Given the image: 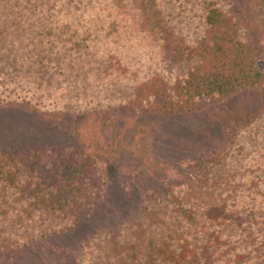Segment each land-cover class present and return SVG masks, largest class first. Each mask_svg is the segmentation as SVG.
<instances>
[{
  "label": "rangeland",
  "instance_id": "rangeland-1",
  "mask_svg": "<svg viewBox=\"0 0 264 264\" xmlns=\"http://www.w3.org/2000/svg\"><path fill=\"white\" fill-rule=\"evenodd\" d=\"M23 1L0 0V64L27 82L1 37L34 36L41 5L56 64L0 106V147L101 151L123 228L98 235L130 233L93 264H264V0ZM87 242L0 264H82Z\"/></svg>",
  "mask_w": 264,
  "mask_h": 264
},
{
  "label": "trees",
  "instance_id": "trees-1",
  "mask_svg": "<svg viewBox=\"0 0 264 264\" xmlns=\"http://www.w3.org/2000/svg\"><path fill=\"white\" fill-rule=\"evenodd\" d=\"M21 2L23 7L24 1ZM36 3L39 4V0ZM39 8L42 12L34 11L46 17L48 15L49 19L34 36L18 40L13 32L3 31L1 38L13 49L11 55L16 56L17 62L21 63L16 66L26 70L30 76L25 82L26 77L22 74L14 76L10 73L13 71L10 60L1 63L0 106L14 103L28 105L26 101L32 103L35 95L45 89H33L38 79L36 75L44 77L50 70L49 66L56 64L54 53L50 51L56 49L54 33H44L45 30L55 32L50 27L54 13H49L46 6L41 5ZM31 86L34 93L31 92ZM74 149L77 147L63 148L60 145L39 147L37 150L27 147L17 151L0 147V256L16 255V258H23L37 248L41 253L53 250L63 254L70 240H89L81 263L93 264L99 238L116 235L117 239H122L128 236L130 232L127 229L119 232L113 230V234L108 236L98 235L96 219L102 220L101 228L109 231L117 224L123 228V216L109 214V210L111 213L122 210V207L113 205L111 198L117 177L105 158H99L100 150L95 148L97 156ZM107 217H110L109 220ZM135 225L138 229L139 224Z\"/></svg>",
  "mask_w": 264,
  "mask_h": 264
}]
</instances>
